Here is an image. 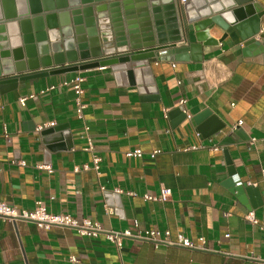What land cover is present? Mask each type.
I'll return each mask as SVG.
<instances>
[{
	"label": "crops",
	"instance_id": "crops-1",
	"mask_svg": "<svg viewBox=\"0 0 264 264\" xmlns=\"http://www.w3.org/2000/svg\"><path fill=\"white\" fill-rule=\"evenodd\" d=\"M250 1L264 34V0ZM254 30L251 21L238 30L215 27L211 38L223 42L187 59L152 62L150 78L95 67L0 94V201L29 210L42 201L51 213L105 231L205 238L215 252L156 249L130 238L119 249L105 235L0 219V264H75L70 256L76 264H264V55L245 51L244 41ZM79 73L86 77L81 118L70 87L44 92ZM239 121L243 127L231 133ZM47 122L57 126L37 132ZM136 150L144 156L128 157ZM237 182L259 194L239 197ZM165 188L172 190L167 201L145 200ZM251 211L257 225L246 219Z\"/></svg>",
	"mask_w": 264,
	"mask_h": 264
},
{
	"label": "water",
	"instance_id": "water-1",
	"mask_svg": "<svg viewBox=\"0 0 264 264\" xmlns=\"http://www.w3.org/2000/svg\"><path fill=\"white\" fill-rule=\"evenodd\" d=\"M0 2V94L20 82L95 67L150 78L157 51L169 49L160 60L187 59L223 42L211 38L215 27L238 30L262 16L250 0H44L43 8L39 0ZM259 32L258 26L244 36L245 51L264 55ZM237 183L239 197L259 194Z\"/></svg>",
	"mask_w": 264,
	"mask_h": 264
},
{
	"label": "built area",
	"instance_id": "built-area-1",
	"mask_svg": "<svg viewBox=\"0 0 264 264\" xmlns=\"http://www.w3.org/2000/svg\"><path fill=\"white\" fill-rule=\"evenodd\" d=\"M186 2V0H183ZM169 54L168 48H163L157 51L158 60L162 59ZM175 67L176 65L173 64ZM86 81V77L79 73L74 78L65 81L57 86H51L47 88L44 92L53 91L60 87H70L76 97H75V105L77 115L81 118L83 111L85 109V104L83 102L84 95V83ZM21 105L25 106V99H22ZM185 104V101L181 102V106ZM187 117L191 120L192 117L187 115ZM244 125L243 121H239L236 125L231 129V133L238 132ZM57 126L56 122H47L39 125L37 127V132L42 133L45 130L55 128ZM253 142L256 140L253 139ZM89 144L91 145V140H89ZM196 149V147L194 148ZM161 151L153 152L150 157L154 159L157 155H159ZM144 153L142 150H136L134 152L128 153V157L134 158H142ZM95 168L99 170L101 159L98 157H94ZM49 170L50 167H48ZM85 170H88V166H85ZM78 172L79 169H76ZM264 174V170H263ZM172 195L171 189H163L161 191V195L159 197L153 196H145V200L147 201H167L169 197ZM0 219L3 221H9L11 223H18L21 221L29 222L36 224L39 228L44 230H51L54 228L59 229H72L76 231L80 236L83 237H99L100 235H105L107 240L114 244L119 249L122 248V240L123 238H130L137 241H146L152 243L156 249H159L161 246L167 247H178L185 248L193 251H203V252H215L212 248L207 245V241L205 238H199L197 241L192 240L191 238L179 235L176 240L171 239V234L169 231H160V230H146L144 232L133 233L131 230H126L124 232H112L105 231L101 226L89 219H77L67 214H54L48 211L44 202L38 201L35 204L34 209H25L17 205H10L6 202L0 201ZM246 219L254 225H257L259 221L255 217L254 212H250L246 215ZM137 222H135V226H137ZM230 236L227 235L226 238ZM221 242H217V246L219 247ZM69 261L71 263H78V260L75 256H70Z\"/></svg>",
	"mask_w": 264,
	"mask_h": 264
},
{
	"label": "bare ground",
	"instance_id": "bare-ground-1",
	"mask_svg": "<svg viewBox=\"0 0 264 264\" xmlns=\"http://www.w3.org/2000/svg\"><path fill=\"white\" fill-rule=\"evenodd\" d=\"M254 24H255V28L259 26V22H254Z\"/></svg>",
	"mask_w": 264,
	"mask_h": 264
}]
</instances>
